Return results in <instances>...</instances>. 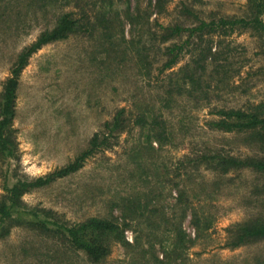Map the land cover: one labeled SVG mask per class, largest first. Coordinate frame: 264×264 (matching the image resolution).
I'll use <instances>...</instances> for the list:
<instances>
[{
	"label": "rangeland",
	"instance_id": "1",
	"mask_svg": "<svg viewBox=\"0 0 264 264\" xmlns=\"http://www.w3.org/2000/svg\"><path fill=\"white\" fill-rule=\"evenodd\" d=\"M27 3L0 0V99L18 54L40 32L51 29L62 13L79 19L87 15L91 21L105 13V18L100 27L80 26L66 39L43 45L21 70L11 128L14 155L0 157V199L4 184L45 175L71 161L95 132L107 131L106 123L120 109L130 121L125 131L111 137L109 148L90 156L80 170L23 195V207L13 211L16 224L0 237V264H90L82 251L71 254L59 234L30 229L27 221L38 219L54 230L53 221L73 225L91 217L113 218L130 245L136 239L147 247L152 230L143 215L123 222L116 206L123 197L147 204L144 213L156 226L152 234L164 238V248L172 232L166 230L162 213L168 212L171 223L181 219L188 248L176 264H264V240L224 246L232 224L264 220V173L245 167L222 175L201 164L191 167L203 151L264 160V148L250 133L206 125L213 109L247 108L264 101L261 30L235 28L227 36L203 38L183 32L167 40L163 30L219 17L248 18L253 14L250 1L169 0L161 13L154 11V0H115L112 6L100 0H50L42 9ZM205 43L218 51L216 57L226 63V71L207 65L201 90L190 98L175 96L167 106L163 99L168 78L176 84L184 76L181 71L169 74L203 56ZM174 44L184 46L178 63L161 71L166 49ZM144 109H160L173 134L168 145L159 146L148 125H131ZM178 189L189 195V205L210 215V228L198 238L188 210L182 217L175 206ZM156 251L162 258V246L156 244ZM138 252L135 245L110 240V253L102 264H137ZM147 264L167 263L151 258Z\"/></svg>",
	"mask_w": 264,
	"mask_h": 264
},
{
	"label": "trees",
	"instance_id": "2",
	"mask_svg": "<svg viewBox=\"0 0 264 264\" xmlns=\"http://www.w3.org/2000/svg\"><path fill=\"white\" fill-rule=\"evenodd\" d=\"M50 0H28L29 7H36L38 9L45 8ZM115 0H100L103 6H112ZM252 4L253 14L250 17H219L217 19H210L209 21L200 20L193 26H180L178 24L164 27L165 38L187 32L189 36L197 35L203 38L204 35L219 34L227 36L231 34L235 28L252 27L261 30L262 38L264 40V0H249ZM169 0H154L153 8L156 13H161ZM106 8V7H105ZM107 9V8H106ZM129 16V15H127ZM105 13L98 15L95 21H91L87 15L83 19L73 17L71 13H62L56 20V24L51 29H45L40 32L36 39L25 47L17 56L16 62L11 69L10 75L6 78L3 85L2 95L0 99V157H12L14 155L13 140L11 138L12 123L15 116V103H16V89L18 87V78L21 70L27 64L29 57L39 50L43 45L48 43L66 39L70 34L75 33L80 26L93 30L100 27L101 22L104 21ZM203 47L200 52L203 54L192 61V64L181 67L179 71L174 73L183 72L184 76L180 83L173 81L171 77L165 85V98L163 103L169 106L170 100L173 101L175 96H188L193 97L192 93L200 91L202 88L201 75L205 72L207 65H211L216 72H225L226 63L222 64V60L217 58L218 51H211V46ZM207 46V47H206ZM184 46L182 44H174L167 47V59L162 63L161 71L170 69L178 63V57L182 52ZM200 53V54H201ZM220 61V62H219ZM193 66V67H192ZM188 67L190 69L188 70ZM149 113V114H146ZM211 119L206 121L209 129L218 130L222 132H248L251 134V139L255 140V144L264 148V101L251 104L247 108H217L210 111ZM149 115V117H148ZM124 116V109L116 112L111 122H107L105 128L106 132H95L86 149L81 151L71 161L65 165L55 168L51 172L37 176L33 179H19L12 185H3V194L0 199V237H4L9 232V227L16 221L13 219V211L15 208L23 207L22 197L24 194L32 191L33 189L44 187L54 182L57 179L69 176L80 170L85 161L96 153L98 150L107 149L111 146V137L116 136L125 131L130 119ZM131 125L138 127H145L148 125L152 137L159 144V146L168 145L172 141V131L169 128L166 120L162 117L160 109L156 113L144 109L136 114L131 121ZM194 165L197 167L203 165L205 169L212 170L219 174H225L234 168H250L257 172L264 173V160L255 158H236L231 156L221 155L219 153H210V151H203L193 158ZM178 188V185H177ZM187 196H189L183 189H178L175 197V206L179 205L181 209V216L186 215L188 210L191 223L195 228L196 236L200 237L211 226L210 215L200 207H192L188 204ZM119 207L121 218L123 222L126 219L136 221L140 215L145 216L147 223L146 226L149 230H155V223H152L149 215L144 213L147 210V204L141 203L138 199L121 198L116 203ZM150 212H152L150 210ZM164 216L163 223L167 224L166 230H171L172 239L168 248H164V238L157 239L152 231L147 238L146 246H142L135 239L134 245L138 247V263L147 264L151 258L156 262L176 264V261L182 258L183 253L188 248L186 245V235L181 227V219L172 222L166 215ZM153 216H156L153 212ZM171 223L170 225H168ZM30 229H42L43 231L53 232L59 234L63 238L70 253H77L82 251L87 263L102 264L110 253V240L119 242L123 246L130 245L123 237V229L120 227L119 222L115 219L91 217L87 220L67 225L53 221L54 230L47 227L45 222L38 219L36 221H27ZM125 224V223H124ZM172 226V227H169ZM228 241L224 244L225 247L237 248L239 246L264 240V220L247 221L232 224L227 228ZM52 233V234H53ZM156 244L162 246L160 255L162 258L153 252Z\"/></svg>",
	"mask_w": 264,
	"mask_h": 264
}]
</instances>
